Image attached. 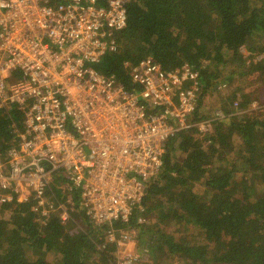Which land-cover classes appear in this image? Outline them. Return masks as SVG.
I'll return each mask as SVG.
<instances>
[{
  "label": "trees",
  "instance_id": "trees-1",
  "mask_svg": "<svg viewBox=\"0 0 264 264\" xmlns=\"http://www.w3.org/2000/svg\"><path fill=\"white\" fill-rule=\"evenodd\" d=\"M126 10L120 50L97 70L133 89L131 69L147 54L164 70L189 64L198 82L190 121L227 116L210 133L191 127L170 139L164 165L147 185L145 211L114 227L140 229L151 254L140 264H264V0H126ZM211 91L225 97L210 100ZM13 119L23 127L19 108L0 109L4 158L16 140ZM63 182L56 178L47 194L48 215L31 197L0 208V264L116 263L108 225L95 224L78 193L71 217L59 216ZM141 214L155 224L139 223Z\"/></svg>",
  "mask_w": 264,
  "mask_h": 264
},
{
  "label": "built area",
  "instance_id": "built-area-1",
  "mask_svg": "<svg viewBox=\"0 0 264 264\" xmlns=\"http://www.w3.org/2000/svg\"><path fill=\"white\" fill-rule=\"evenodd\" d=\"M126 22V0H0V109L17 107L23 116L22 128L12 120L16 140L0 156V208L31 197L48 215L47 194L62 178L63 189L78 193L86 214L121 245L137 230L116 239L114 223L145 211L168 141L191 127L210 133L227 116L190 121L198 82L189 64L164 70L147 54L131 69L133 89L97 70L120 50ZM73 204V197L58 203L63 221ZM134 262L128 254L117 264Z\"/></svg>",
  "mask_w": 264,
  "mask_h": 264
},
{
  "label": "rangeland",
  "instance_id": "rangeland-1",
  "mask_svg": "<svg viewBox=\"0 0 264 264\" xmlns=\"http://www.w3.org/2000/svg\"><path fill=\"white\" fill-rule=\"evenodd\" d=\"M253 77L254 76H252L251 78H253ZM253 88H254V86H251V87L248 88V90L250 91ZM209 93H210V95H209V99L210 100H214V99H217V98H222L223 99L225 97V95H224L225 93L222 92V91L215 92V93H214V91H211ZM260 98L264 99V93L262 91L260 93ZM253 107L254 108H256V107L258 108L259 106L257 105V103H255V105ZM239 114H241V113H239ZM59 187L61 189H63L64 185L60 184ZM62 195H63V197L65 199V202H66V200L68 198L72 197V193L69 192L67 189H65V190L63 189ZM62 201L63 200H61L60 202L65 204V202H62ZM54 209L57 210V203L56 202L54 203ZM68 210L70 211V209H68ZM61 212H60V214H61ZM144 217H145L144 221L146 220L144 222V224L145 223L147 224L149 222L154 223L153 222L154 220L151 217H147L145 215H144ZM77 228L78 229H85L80 224L77 226ZM167 229L171 230L173 233H176V232L180 233V231L182 230V227H181V225H177V226L170 225V226H167ZM136 230H137V235L136 236H131L126 242L123 241V243L121 245H118V244L116 245V247H115V249H116L115 250V256L117 255V260H116L115 264H117L118 262H121L123 260V256L124 255L128 256V254L134 255L135 261H137V262H134V264H140V262H138L140 260H143V261H148L149 260V256L151 255L150 254V248H149L147 243L144 245V247H143V245H141V244H143V242L140 243V238H139L140 229L136 228ZM119 238H120V233H118L117 239H119Z\"/></svg>",
  "mask_w": 264,
  "mask_h": 264
},
{
  "label": "clouds",
  "instance_id": "clouds-1",
  "mask_svg": "<svg viewBox=\"0 0 264 264\" xmlns=\"http://www.w3.org/2000/svg\"><path fill=\"white\" fill-rule=\"evenodd\" d=\"M107 235H108V233H107ZM116 236L118 237V232H116ZM117 237H116V239H117ZM108 240L110 241L111 239H110V237H109V235H108ZM112 241V240H111ZM113 242V241H112ZM116 242V241H115ZM116 245H117V243H116Z\"/></svg>",
  "mask_w": 264,
  "mask_h": 264
},
{
  "label": "crops",
  "instance_id": "crops-1",
  "mask_svg": "<svg viewBox=\"0 0 264 264\" xmlns=\"http://www.w3.org/2000/svg\"><path fill=\"white\" fill-rule=\"evenodd\" d=\"M119 33L117 34V37H118ZM118 41V40H117ZM121 47V46H120Z\"/></svg>",
  "mask_w": 264,
  "mask_h": 264
}]
</instances>
